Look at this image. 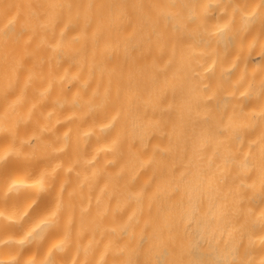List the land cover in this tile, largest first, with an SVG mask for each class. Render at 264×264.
I'll use <instances>...</instances> for the list:
<instances>
[{
  "label": "clouds",
  "instance_id": "clouds-1",
  "mask_svg": "<svg viewBox=\"0 0 264 264\" xmlns=\"http://www.w3.org/2000/svg\"><path fill=\"white\" fill-rule=\"evenodd\" d=\"M0 264H264V0H0Z\"/></svg>",
  "mask_w": 264,
  "mask_h": 264
}]
</instances>
